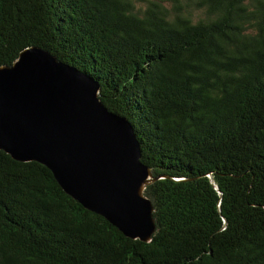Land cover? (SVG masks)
I'll return each mask as SVG.
<instances>
[{"label": "trees", "instance_id": "1", "mask_svg": "<svg viewBox=\"0 0 264 264\" xmlns=\"http://www.w3.org/2000/svg\"><path fill=\"white\" fill-rule=\"evenodd\" d=\"M30 47L132 124L156 231L126 237L0 150V264H264V0H0V67Z\"/></svg>", "mask_w": 264, "mask_h": 264}, {"label": "water", "instance_id": "2", "mask_svg": "<svg viewBox=\"0 0 264 264\" xmlns=\"http://www.w3.org/2000/svg\"><path fill=\"white\" fill-rule=\"evenodd\" d=\"M89 74L39 47L0 67V150L52 171L63 191L132 240L150 242L161 179L142 162L134 127L109 111Z\"/></svg>", "mask_w": 264, "mask_h": 264}]
</instances>
